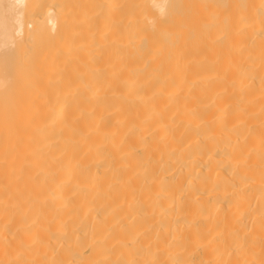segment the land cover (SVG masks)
I'll return each mask as SVG.
<instances>
[{
  "label": "bare ground",
  "instance_id": "bare-ground-1",
  "mask_svg": "<svg viewBox=\"0 0 264 264\" xmlns=\"http://www.w3.org/2000/svg\"><path fill=\"white\" fill-rule=\"evenodd\" d=\"M0 264H264V0H0Z\"/></svg>",
  "mask_w": 264,
  "mask_h": 264
}]
</instances>
